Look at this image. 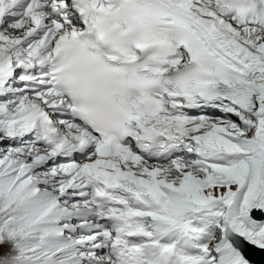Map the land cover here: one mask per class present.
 <instances>
[{
	"label": "snow or ice",
	"instance_id": "6c2138e0",
	"mask_svg": "<svg viewBox=\"0 0 264 264\" xmlns=\"http://www.w3.org/2000/svg\"><path fill=\"white\" fill-rule=\"evenodd\" d=\"M0 264H264V0H0Z\"/></svg>",
	"mask_w": 264,
	"mask_h": 264
},
{
	"label": "bare ground",
	"instance_id": "6f19581e",
	"mask_svg": "<svg viewBox=\"0 0 264 264\" xmlns=\"http://www.w3.org/2000/svg\"><path fill=\"white\" fill-rule=\"evenodd\" d=\"M246 254L248 255L249 259L251 258H261V253L256 252L254 249L246 248ZM251 257V258H250ZM252 260V259H251ZM255 261V260H254Z\"/></svg>",
	"mask_w": 264,
	"mask_h": 264
},
{
	"label": "water",
	"instance_id": "95a60500",
	"mask_svg": "<svg viewBox=\"0 0 264 264\" xmlns=\"http://www.w3.org/2000/svg\"><path fill=\"white\" fill-rule=\"evenodd\" d=\"M253 261H259L261 258H251Z\"/></svg>",
	"mask_w": 264,
	"mask_h": 264
}]
</instances>
